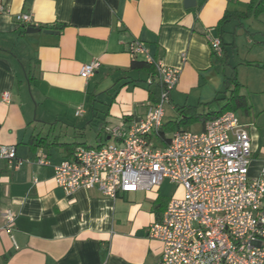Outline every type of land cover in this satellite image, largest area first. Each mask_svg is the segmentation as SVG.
Masks as SVG:
<instances>
[{"label":"crops","instance_id":"1","mask_svg":"<svg viewBox=\"0 0 264 264\" xmlns=\"http://www.w3.org/2000/svg\"><path fill=\"white\" fill-rule=\"evenodd\" d=\"M250 1L196 0L187 8L186 0H0V143L15 146L24 162L14 168L0 160V264H157L162 243L150 239L148 230L171 199L160 187L175 184L165 180L152 191L113 199L98 188L67 195L54 181L55 167L73 158L78 147L93 148L84 141L88 129L96 131L97 147L117 143L105 129L140 123L156 103L160 90L149 86L148 72L131 70L129 49L135 41L180 71L164 125L176 120L184 105L218 110L214 100L236 74L251 111H238L243 119L234 113L251 137L249 176L260 175L264 12L249 13ZM227 12L249 16L232 19L218 32ZM20 14H31V25L18 23ZM251 19L259 23L256 29L247 26ZM30 27L41 31L28 33ZM216 37L223 43L222 56L211 47ZM94 60L95 74L82 78V66ZM243 69L254 71L247 82L241 79ZM79 109L83 113L77 116ZM200 124L198 132L205 123ZM35 138L44 141L33 148ZM75 143V150L67 149ZM41 159L48 164L40 165ZM7 210L15 214L10 228Z\"/></svg>","mask_w":264,"mask_h":264},{"label":"built area","instance_id":"2","mask_svg":"<svg viewBox=\"0 0 264 264\" xmlns=\"http://www.w3.org/2000/svg\"><path fill=\"white\" fill-rule=\"evenodd\" d=\"M3 10V9H2ZM4 11V10H3ZM31 24V14L16 16ZM212 50L223 55L220 38L211 39ZM129 52L155 67L160 92L140 123L105 131L117 143L96 148L78 147L73 158L55 167L54 181L67 195L98 188L105 196L152 191L165 180L180 186L184 195L171 198L159 222L149 226L148 237L162 243L157 264H264V166L256 178L249 176L253 159L251 137L232 111L209 120L200 132L179 130L168 142L159 138L165 106L180 76L178 69L153 58L135 41ZM94 60L82 66L80 76L91 78ZM153 79L149 77L147 83ZM8 101L9 93L3 94ZM79 109L77 116L82 114ZM0 160L19 168L15 146L0 143ZM46 165L45 159L38 161ZM7 227L15 214L5 213Z\"/></svg>","mask_w":264,"mask_h":264},{"label":"trees","instance_id":"3","mask_svg":"<svg viewBox=\"0 0 264 264\" xmlns=\"http://www.w3.org/2000/svg\"><path fill=\"white\" fill-rule=\"evenodd\" d=\"M250 11L249 13H254L256 16L264 12V0H251L250 1ZM248 14H230L226 13L225 16L219 21L216 30L222 32L224 26L231 21L232 19H242L249 16ZM27 25V24H25ZM31 25V24H28ZM33 26V25H32ZM221 39V37H220ZM222 41V40H221ZM224 49V47H223ZM247 65L251 66L253 64L248 63ZM131 70L134 71H146L149 74V77L153 79L152 83L149 86H156L160 89V83L157 80V72L155 67L145 61H139L135 59L132 62ZM225 90L221 92L214 102L218 103V110L209 109L210 104L205 105V108L202 111H199V108L196 106L184 105L178 109V118L171 122H168L160 130L159 138L168 142L170 138L167 137L168 133H173L175 131L188 130L187 128L193 126L197 123H206L209 120L215 119L220 115L232 111L238 112L242 111L244 114H249L251 107H249L245 96L241 94L242 85L238 82L236 74L232 75L230 79L226 80ZM36 144H33L34 147H39L43 143V139L35 138ZM78 144L67 145L68 150H75ZM76 151V150H75ZM75 153V152H74ZM74 156V154H73Z\"/></svg>","mask_w":264,"mask_h":264},{"label":"rangeland","instance_id":"4","mask_svg":"<svg viewBox=\"0 0 264 264\" xmlns=\"http://www.w3.org/2000/svg\"><path fill=\"white\" fill-rule=\"evenodd\" d=\"M259 23H257L255 20H253V19H251L250 21H248L247 22V26L249 25H251V28L252 29H256L257 28V26H259L258 25ZM231 39V38H230ZM240 46H241V43H240ZM240 52H242V53H240V56L241 57H243V53L245 52V51H240ZM236 54V53H235ZM237 61H238V63H239V57H238V55L236 56V62L235 63H237ZM246 70H248V69H246ZM245 72H247V73H245ZM251 73H249L248 71H244V69L243 70H241V79L243 78L244 79V81H249V80H245L246 78H249V79H251V74H254V73H252V72H254V71H250ZM249 89H247V88H245V90H244V94L245 95H247L248 96V98L250 99V91H248ZM169 104H167L166 106H165V110L167 111V119H170L169 118V110H170V107L168 106ZM213 106L214 107H218V103H214L213 104ZM213 106H211L212 108H213ZM237 115L239 116V117H241V119H243V116H242V113L241 112H237ZM171 117V116H170ZM166 119V120H167ZM242 121H246L245 119L244 120H242ZM200 123H197V124H194L193 126H191V127H189V128H187L188 130H191V131H193V132H198V130H199V127H200ZM96 135H97V133H96V131L95 130H90V129H88L87 130V136H86V139L84 140V141H86V143H87V145H89L90 147H93V148H96L97 147V141H96ZM171 135H172V133H168L167 134V137L168 138H170L171 137ZM111 142H113V140H111ZM155 143H156V145L158 146V148H163V144H161V143H159L157 140H155ZM160 193L162 194V195H164V196H168V197H171V198H173V197H175V198H181V197H183V195H184V191H183V189L180 187V186H178V185H171L169 182H165L161 187H160Z\"/></svg>","mask_w":264,"mask_h":264},{"label":"water","instance_id":"5","mask_svg":"<svg viewBox=\"0 0 264 264\" xmlns=\"http://www.w3.org/2000/svg\"><path fill=\"white\" fill-rule=\"evenodd\" d=\"M196 6V0H186V7L187 8H193ZM28 33H38L41 31L40 28H35V27H30L28 28ZM45 34H56V31H51V30H45Z\"/></svg>","mask_w":264,"mask_h":264}]
</instances>
